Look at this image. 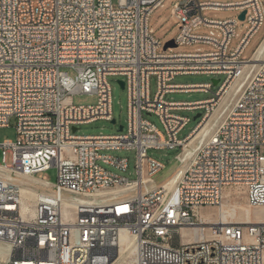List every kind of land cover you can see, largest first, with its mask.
<instances>
[{
    "label": "built area",
    "instance_id": "2783aa9c",
    "mask_svg": "<svg viewBox=\"0 0 264 264\" xmlns=\"http://www.w3.org/2000/svg\"><path fill=\"white\" fill-rule=\"evenodd\" d=\"M164 1L141 6L116 0L114 6L112 0H0V127L16 118V139L0 142V246H8L0 264H114L121 233L136 241L135 264H264V222L211 223L203 217L205 208L222 207L231 187L243 189L249 208L264 207V60L252 64L205 140L181 158L190 136L226 95L229 79L250 63L252 55L241 54L264 22V0H174L176 45L213 49L158 52L162 44L149 33L148 21ZM207 10L238 14L214 19L203 15ZM242 10L244 20L238 17ZM241 21L247 29L230 48ZM204 28L208 33L199 32ZM105 61L130 71L123 87L126 124L115 134L71 135V126L115 120L111 95L102 89L111 76ZM190 74L218 78L214 94L168 101L170 92L209 90L210 83L171 82ZM71 79L81 81L83 90L73 89ZM76 94H94L97 101L75 105ZM180 109H203L182 139L177 134L189 119L174 112ZM146 114L156 115L162 128ZM149 149H179L169 177L178 168L180 174L172 186L164 184L169 177L160 183L153 178L164 165ZM121 150L135 152V174L146 177L145 187L99 164L127 170L126 158L109 153ZM52 167L54 182L41 174ZM16 175L31 179L24 191L26 201L34 200L32 209L22 205ZM118 187L129 192L99 196ZM76 204H84L86 219L72 218Z\"/></svg>",
    "mask_w": 264,
    "mask_h": 264
},
{
    "label": "rangeland",
    "instance_id": "374dc122",
    "mask_svg": "<svg viewBox=\"0 0 264 264\" xmlns=\"http://www.w3.org/2000/svg\"><path fill=\"white\" fill-rule=\"evenodd\" d=\"M174 0H165L163 2L162 6H159L156 8L151 17L148 21V31L149 33L157 40H159L162 44V46L158 49V52H165L163 50V45L168 40L174 39L176 35L179 32L180 29V23L179 21L174 17L173 15V8H172V2ZM220 2H229V1H238V0H215ZM113 5H116V0H112ZM262 8L264 12V3H262ZM238 14V11L236 10H207L203 12L204 16H207L209 18L214 19H225L231 16H234ZM241 26L238 27L235 31V36L231 40L230 48L236 46L240 38L243 36L247 29V22L241 21ZM209 29L204 28L201 29L200 33H208ZM264 34V22L262 26L257 30V32L251 37L249 40L247 46L244 48L241 58L242 59H248L252 51L254 50L255 46L257 45L258 41ZM201 51H209L213 48L206 44H193V45H178L177 47L173 48V51L175 52H194L197 50ZM168 51V50H167ZM62 70L67 71L70 75H73L74 72L71 69H68L66 67H62ZM219 78H223V76H217ZM214 78L212 75H206V74H190V75H176L171 82L175 84H198V83H210L209 90L204 91H190V92H170L165 95V98L168 101H183V102H192V101H199L206 98L211 97L215 90L217 89L218 85H213L211 79ZM122 77L119 75H111L108 76V82L111 85V98H112V104H111V110H112V116L116 120V124L111 123L110 121L98 119L96 121L90 122V123H84L77 125V130L75 131V134L77 135H98V134H115L120 125L126 124L127 119V92L124 88H121L120 84L118 83V80H121ZM157 89L156 84V77L154 75H151L149 78V93L150 96L153 97L154 93ZM72 101L75 105H87V104H94L97 101L96 95L92 94H76L73 95ZM175 113L189 118L187 124L183 127V129L177 134V138L182 139L184 136H186L190 130L196 125V123L199 121L200 117L194 119V116L197 113H202L203 109H180L174 111ZM148 120L153 122L158 128H162V124L159 120V118L154 114H146L145 115ZM10 139L15 140L16 139V118L11 117L9 120V125L7 127H0V142ZM179 151V149L175 150H164V149H149L148 155L157 158L161 161V163L164 165L161 170H159L153 178L156 182H162L166 178H168L172 172L174 171L175 167L177 166V161L175 159V154ZM112 155L116 157H122L127 159V170L121 171L118 169H115L114 167L101 163L99 164L105 168L106 170L118 173L120 175L127 176L129 179H135L137 176L135 174V152L133 150H121V151H109ZM2 160L1 150H0V162ZM6 162L10 164L11 157L10 153H7ZM42 176H44L49 181H56V168L52 167L48 170L41 173ZM227 191L230 192V196L227 200L223 199V206L222 209H233V215L227 216L229 220L232 221H240L243 219V216L240 213L239 207H246L250 209L251 211H254L255 209H261L264 207H256V208H249L246 204L245 195L242 188L238 187H231L227 189ZM226 204V206L224 205ZM209 209H215L216 208H205L204 212ZM230 212V210L228 211ZM236 215V216H235ZM233 217V218H232ZM205 231L207 232L208 229L206 227Z\"/></svg>",
    "mask_w": 264,
    "mask_h": 264
},
{
    "label": "bare ground",
    "instance_id": "6f19581e",
    "mask_svg": "<svg viewBox=\"0 0 264 264\" xmlns=\"http://www.w3.org/2000/svg\"><path fill=\"white\" fill-rule=\"evenodd\" d=\"M139 5L141 6H148V0H136ZM166 50H173V48H167ZM264 60V37L255 49V51L252 54L250 63L248 65H245L243 70L241 71V74L236 79H229V86L230 88L227 90L226 95L222 98V100L219 103V106L216 108L215 112L212 114V116L205 121V123L201 124V126L190 136L188 139V145L186 149L183 151L181 158H184V156H187L189 153L192 152V150L200 143H202L210 130L215 126L216 123L220 121V118L222 116V113L225 111L229 100L237 94V92L242 88L248 74L250 73V68L254 62H259ZM104 69L105 72H111V75H119L122 77L121 80H123L124 83L130 82V71L128 69H118V68H112V61H105L104 62ZM71 87L76 90H83V83L81 81H78V79H71ZM102 89L105 92V95H111V85L108 82V77L104 78V81L102 82ZM185 119H189L185 117ZM73 127L75 130H73ZM77 130L76 126L70 127V134L71 135H77L75 134V131ZM180 168H178L174 175L168 178V180L164 184H168V186H172L173 183L176 181L180 174ZM16 182L20 184L22 187V205L28 207L29 209H32L34 206V200L26 201V184L31 182L29 178L22 176V175H16L15 178ZM130 184L135 185L137 187H145L146 185V177H140L137 176L135 179H130ZM129 191H127L125 188H112L109 190H103L99 192V196H106L108 194H126ZM230 196V192L225 190L223 194V199L227 200ZM226 206V204H224ZM223 206V205H222ZM208 209V208H207ZM230 210V212H228ZM222 209V207L215 209H209L206 210V212H203V217L211 222V223H229L232 222L227 218V216H232L233 209ZM240 213L243 216V219L240 220V222H264V208L261 209H255L254 211H251L250 209L246 207H239ZM234 216V215H233ZM236 216V215H235ZM72 218L73 219H86L87 218V210L84 209V204H76L75 208H72ZM233 218V217H232ZM195 231L200 233L201 230H205L204 228H194ZM196 238V237H194ZM8 250V246L1 247L0 246V255L6 254V251ZM135 254H136V241L133 236L126 235V233H121L119 237V248H118V257L117 260L114 262V264H135Z\"/></svg>",
    "mask_w": 264,
    "mask_h": 264
},
{
    "label": "water",
    "instance_id": "95a60500",
    "mask_svg": "<svg viewBox=\"0 0 264 264\" xmlns=\"http://www.w3.org/2000/svg\"><path fill=\"white\" fill-rule=\"evenodd\" d=\"M245 13H246V10H242V11L239 13L238 17H239L240 20H244V18H245ZM175 47H177V45H176V43L174 42V39H171V40H168L167 42L164 43V45H163V50L165 51L167 48H175ZM211 81H212L213 85H217L218 82H219V79H218V78H212ZM118 83L120 84L121 88L124 87V82H123V80H118ZM198 117H200V113H197V114L194 116V119H196V118H198ZM114 122H115V120H112V123H114ZM122 127H123V126L120 125V126H119V130H122ZM73 130H75L74 127H73Z\"/></svg>",
    "mask_w": 264,
    "mask_h": 264
},
{
    "label": "trees",
    "instance_id": "16d2710c",
    "mask_svg": "<svg viewBox=\"0 0 264 264\" xmlns=\"http://www.w3.org/2000/svg\"><path fill=\"white\" fill-rule=\"evenodd\" d=\"M263 37H264V34L262 35V37H261L260 40L258 41L257 45L255 46L254 50L252 51V54H253V52L255 51V49L257 48V46L259 45V43L261 42V40L263 39ZM252 54H251V55H252Z\"/></svg>",
    "mask_w": 264,
    "mask_h": 264
}]
</instances>
